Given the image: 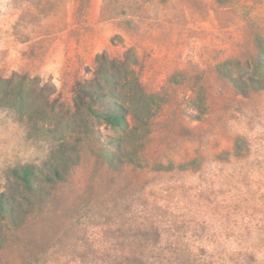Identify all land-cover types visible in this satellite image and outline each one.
Masks as SVG:
<instances>
[{
    "label": "rangeland",
    "instance_id": "1",
    "mask_svg": "<svg viewBox=\"0 0 264 264\" xmlns=\"http://www.w3.org/2000/svg\"><path fill=\"white\" fill-rule=\"evenodd\" d=\"M259 40L264 0H0V76L37 78L56 115L79 122L0 108V191L11 168L47 170L63 141L78 154L5 230L0 264H264V89L238 94L216 70L254 58ZM129 48L160 109L140 164L109 167L110 129L80 122L103 107L88 94L98 57Z\"/></svg>",
    "mask_w": 264,
    "mask_h": 264
},
{
    "label": "trees",
    "instance_id": "2",
    "mask_svg": "<svg viewBox=\"0 0 264 264\" xmlns=\"http://www.w3.org/2000/svg\"><path fill=\"white\" fill-rule=\"evenodd\" d=\"M256 50L254 58L244 64L233 59L217 64L218 74L238 94L264 89V40L257 42ZM135 62V54L130 48L119 60L105 55L98 57L97 75L88 94L93 103L103 107L86 106L84 113L89 119L80 122L85 133L93 132L90 127L93 121L110 129L107 145L99 149V156L109 167L140 164L138 147L150 132V121L160 109V96L145 91L140 85ZM37 84V78L24 75L9 80L0 76V108L28 120L37 117L51 122L60 118L66 125L79 123L75 116L56 115L46 98L41 96ZM66 144L63 141L61 148L53 150L47 170L29 163L9 170L10 187L6 192L0 191V250L6 239L5 230L20 228L34 208L44 203L49 188L65 181L70 169L77 164L76 150ZM238 147L236 143L235 149Z\"/></svg>",
    "mask_w": 264,
    "mask_h": 264
}]
</instances>
